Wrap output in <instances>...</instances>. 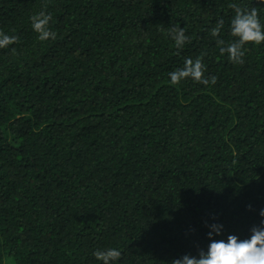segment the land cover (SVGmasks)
Returning a JSON list of instances; mask_svg holds the SVG:
<instances>
[{
	"label": "trees",
	"instance_id": "1",
	"mask_svg": "<svg viewBox=\"0 0 264 264\" xmlns=\"http://www.w3.org/2000/svg\"><path fill=\"white\" fill-rule=\"evenodd\" d=\"M233 3L264 23L258 0H0V30L18 37L0 49V264H100L109 247L118 264H171L206 248V224L250 235L264 44L245 45L243 64L220 53ZM42 10L54 40L31 28ZM186 57L215 84H172Z\"/></svg>",
	"mask_w": 264,
	"mask_h": 264
},
{
	"label": "clouds",
	"instance_id": "2",
	"mask_svg": "<svg viewBox=\"0 0 264 264\" xmlns=\"http://www.w3.org/2000/svg\"><path fill=\"white\" fill-rule=\"evenodd\" d=\"M264 5V0H258ZM230 7L235 15L230 21V35L234 37L231 42L226 43L223 39H217L221 45L219 51L234 64H243L245 56V45L251 43L255 46L264 44V23L261 22L259 13L255 6L251 8H240L235 3ZM31 28L37 34L40 41L56 39V32L50 27L52 16L46 11H40L30 17ZM224 21L219 20L217 27L211 29L213 37H219L220 29ZM179 49L188 42L185 28L172 26L168 33ZM18 41L16 35H9L0 30V49H7ZM15 51V49H12ZM172 84H179L188 78L196 83L208 86L215 84L216 78L205 76V67L200 57L195 59L186 57L183 66L168 73ZM249 208L251 206L249 205ZM262 218L258 225L250 229V235L241 239L234 233H229L225 238L224 225L221 223L206 224L210 229L207 232L208 244L206 248H199L197 255L186 254L182 258L173 259L171 264H264V208L259 210ZM217 237H220L219 239ZM92 256L100 264H118L121 252L117 248H98Z\"/></svg>",
	"mask_w": 264,
	"mask_h": 264
}]
</instances>
